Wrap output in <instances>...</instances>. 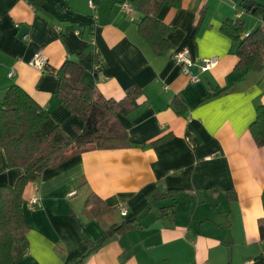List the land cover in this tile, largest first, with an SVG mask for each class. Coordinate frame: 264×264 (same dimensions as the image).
I'll return each mask as SVG.
<instances>
[{"label": "crops", "instance_id": "obj_1", "mask_svg": "<svg viewBox=\"0 0 264 264\" xmlns=\"http://www.w3.org/2000/svg\"><path fill=\"white\" fill-rule=\"evenodd\" d=\"M139 2L0 0V102L11 86L21 88L47 111L45 134L58 127L74 139L85 127L57 94L66 62L78 64L83 82L106 99L140 91L137 107L117 115L130 147L74 155L25 187L27 245L17 264H249L264 257L257 225L264 148L249 129L264 105V55L260 69L236 71L240 42L264 23L238 0H181L178 9L158 10L167 34L157 52L141 33ZM122 4L136 9L126 14ZM225 24H239L240 37ZM183 49L198 83L172 60ZM39 50L47 58L42 73L29 66ZM211 57L217 65L200 73L201 60ZM21 175L0 149V187ZM33 186L39 201L29 210ZM92 194L109 212L91 215ZM129 221L136 226L123 227Z\"/></svg>", "mask_w": 264, "mask_h": 264}, {"label": "trees", "instance_id": "obj_2", "mask_svg": "<svg viewBox=\"0 0 264 264\" xmlns=\"http://www.w3.org/2000/svg\"><path fill=\"white\" fill-rule=\"evenodd\" d=\"M238 2L241 6L244 3L251 6L250 11L264 23L262 5L252 0ZM163 5L178 9L181 0H140L137 9L143 16L140 23L141 33L154 48L166 42L167 27L156 18ZM132 9L134 11L136 8ZM224 30L235 39L240 37L239 24H225ZM155 49L161 52V48ZM237 55L239 63L236 71L246 73L261 68L264 55L262 26L243 37ZM82 74V68L78 64L64 63L60 70L57 91L60 101L85 124L84 130L74 139L58 127L45 134L42 126L48 120L47 111L38 106L18 86H11L0 102V149L4 152L7 167L22 171L13 187H0V264H17L26 254L27 229L22 218V204L23 192L27 185L41 177L46 169L56 167L74 155L131 146L127 132L118 122L117 115L126 116L131 109L137 107L139 90L129 87L122 100L106 99L94 87L83 82ZM173 105L176 112L181 114L177 109L178 101ZM249 129L254 143L264 148V105L257 107L255 120ZM86 205L93 217L109 212L108 206L93 194L89 196ZM257 225L260 240L264 241V217L258 220ZM132 226H136V221L123 225L127 228ZM110 236L111 232L108 231L106 237ZM249 264H264V257L254 258Z\"/></svg>", "mask_w": 264, "mask_h": 264}, {"label": "built area", "instance_id": "obj_3", "mask_svg": "<svg viewBox=\"0 0 264 264\" xmlns=\"http://www.w3.org/2000/svg\"><path fill=\"white\" fill-rule=\"evenodd\" d=\"M93 5L90 2V7ZM122 12L126 14H132L133 9L130 4H122L121 5ZM247 36V35H246ZM173 62L179 67L180 73L184 76L189 77L191 83H198V76L191 72V67L194 65V61L192 60L190 53L188 50L183 49L175 52L172 55ZM218 63L217 58H205L201 60V65L199 66V72L205 73L213 69ZM47 64V58L43 55V53L39 50L35 52L32 59L29 62V66L36 69L38 72L42 73ZM14 76V71L10 70L8 72V77L12 78ZM73 194V193H72ZM38 197H37V188L33 186L32 195L26 200V207L29 210H33L38 206ZM120 214L122 216L126 215V209L124 207L119 208Z\"/></svg>", "mask_w": 264, "mask_h": 264}, {"label": "water", "instance_id": "obj_4", "mask_svg": "<svg viewBox=\"0 0 264 264\" xmlns=\"http://www.w3.org/2000/svg\"><path fill=\"white\" fill-rule=\"evenodd\" d=\"M242 8H244L246 11H250L251 10V6H247L245 3L242 4Z\"/></svg>", "mask_w": 264, "mask_h": 264}]
</instances>
